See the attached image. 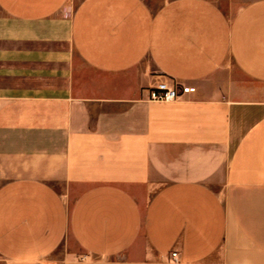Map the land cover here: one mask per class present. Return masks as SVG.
<instances>
[{"label": "crops", "instance_id": "obj_1", "mask_svg": "<svg viewBox=\"0 0 264 264\" xmlns=\"http://www.w3.org/2000/svg\"><path fill=\"white\" fill-rule=\"evenodd\" d=\"M0 257L264 264V0H0Z\"/></svg>", "mask_w": 264, "mask_h": 264}, {"label": "built area", "instance_id": "obj_2", "mask_svg": "<svg viewBox=\"0 0 264 264\" xmlns=\"http://www.w3.org/2000/svg\"><path fill=\"white\" fill-rule=\"evenodd\" d=\"M194 92H196L194 85L163 79L147 88V98L151 101L171 102ZM176 262H178V258L174 251L171 253L168 263Z\"/></svg>", "mask_w": 264, "mask_h": 264}, {"label": "rangeland", "instance_id": "obj_3", "mask_svg": "<svg viewBox=\"0 0 264 264\" xmlns=\"http://www.w3.org/2000/svg\"><path fill=\"white\" fill-rule=\"evenodd\" d=\"M218 2V4L222 7L225 8L226 7V0H216ZM57 255V252H56ZM2 263V258L0 257V264Z\"/></svg>", "mask_w": 264, "mask_h": 264}]
</instances>
